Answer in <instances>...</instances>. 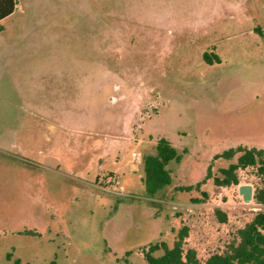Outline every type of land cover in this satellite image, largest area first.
I'll list each match as a JSON object with an SVG mask.
<instances>
[{
	"label": "rangeland",
	"instance_id": "rangeland-1",
	"mask_svg": "<svg viewBox=\"0 0 264 264\" xmlns=\"http://www.w3.org/2000/svg\"><path fill=\"white\" fill-rule=\"evenodd\" d=\"M0 25V264H149L184 225L205 260L264 212L253 166L179 188L264 148V0H18ZM161 137L183 157L151 196Z\"/></svg>",
	"mask_w": 264,
	"mask_h": 264
},
{
	"label": "trees",
	"instance_id": "trees-1",
	"mask_svg": "<svg viewBox=\"0 0 264 264\" xmlns=\"http://www.w3.org/2000/svg\"><path fill=\"white\" fill-rule=\"evenodd\" d=\"M18 0H0V21L11 15L17 7ZM2 29L0 25V30ZM183 154L180 153L170 142L169 139L161 137L156 144V152L147 154L144 158L145 182L147 191L154 196L159 190L172 184L173 177L168 164L171 161L180 162ZM226 167H221V175H213L212 166H209L205 179L195 183L179 187L181 190L200 189L208 178H213L216 185L230 186L240 183V169H246L249 166L257 168L261 178V186L258 187L253 198L256 202L264 204V148L247 147L238 145L224 150L214 158L233 159ZM205 198L208 193L202 191ZM197 198L196 201H204ZM216 214L221 221L227 220L225 212L219 208ZM264 212L258 211L254 217L243 227L238 229V238L229 243L226 249L221 252L210 254L205 260H202L195 248L186 247V238L189 234V227L184 225L175 241L173 247H169L165 242L152 244L148 249H144V255L149 264H264ZM163 249V254L155 256L156 250ZM19 264V260L15 261Z\"/></svg>",
	"mask_w": 264,
	"mask_h": 264
},
{
	"label": "water",
	"instance_id": "water-1",
	"mask_svg": "<svg viewBox=\"0 0 264 264\" xmlns=\"http://www.w3.org/2000/svg\"><path fill=\"white\" fill-rule=\"evenodd\" d=\"M240 193L243 195L245 201L253 199V186L250 184H243L239 187Z\"/></svg>",
	"mask_w": 264,
	"mask_h": 264
},
{
	"label": "crops",
	"instance_id": "crops-1",
	"mask_svg": "<svg viewBox=\"0 0 264 264\" xmlns=\"http://www.w3.org/2000/svg\"><path fill=\"white\" fill-rule=\"evenodd\" d=\"M1 82H2V78H0V84H2Z\"/></svg>",
	"mask_w": 264,
	"mask_h": 264
}]
</instances>
